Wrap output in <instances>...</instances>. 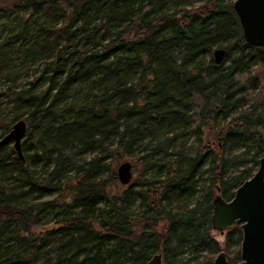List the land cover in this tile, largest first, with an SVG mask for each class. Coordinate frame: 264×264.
<instances>
[{"label":"trees","instance_id":"trees-1","mask_svg":"<svg viewBox=\"0 0 264 264\" xmlns=\"http://www.w3.org/2000/svg\"><path fill=\"white\" fill-rule=\"evenodd\" d=\"M232 2L0 5V139L27 124L23 161L0 146V264L240 260L239 226L221 249L210 217L264 152V46L244 41ZM124 156L143 172L114 192Z\"/></svg>","mask_w":264,"mask_h":264},{"label":"water","instance_id":"water-1","mask_svg":"<svg viewBox=\"0 0 264 264\" xmlns=\"http://www.w3.org/2000/svg\"><path fill=\"white\" fill-rule=\"evenodd\" d=\"M232 8L240 24L242 38L256 47L264 46V0H233ZM225 50L217 48L213 59L219 64ZM27 124L24 119L16 120L10 130L0 139V146L10 143L18 158L23 161L22 139ZM116 177L127 185L132 178V165L128 161L116 168ZM210 217L211 228L223 234L234 226L241 230L240 260L236 264H264V152L251 177L242 182L233 196L226 200L217 194L213 200ZM146 264H165L161 253L153 254ZM212 264H229L226 253L220 250Z\"/></svg>","mask_w":264,"mask_h":264},{"label":"rangeland","instance_id":"rangeland-1","mask_svg":"<svg viewBox=\"0 0 264 264\" xmlns=\"http://www.w3.org/2000/svg\"><path fill=\"white\" fill-rule=\"evenodd\" d=\"M13 0H0V5L2 6H5L7 7ZM200 5V2H197L195 6H198ZM14 72H16V74L18 75V80L19 83H23L24 81H26L28 78L31 79L33 77H31L32 75H34V70H33V66H28V67H24L22 69H14ZM5 81L0 78V88H4L5 87ZM24 119V118H22ZM11 128V126H10ZM206 133V139L205 140H211V139H214L215 138V135H214V131L213 130H208L206 129L205 131ZM213 141V140H211ZM23 142V140H22ZM238 153V152H237ZM140 154V153H139ZM138 157H134V158H128V157H122L119 161H114V164H115V171H116V168L117 166L124 162V161H128L131 163L132 165V178H131V181L127 184V185H124V184H121L118 180V178L116 177V180L115 182L112 183V190L114 192H120L122 191L123 189L127 188L129 185H131L133 182H135L139 176L142 174L143 172V166L142 164H140V162L137 161ZM52 226V223H50L49 225H47L46 227H51ZM44 228V226L42 227H37L36 230H42ZM228 230H226L223 234H220L219 231L217 230H214L212 229L211 230V234L212 236L215 238V240H217V242H219L220 244V248L223 249L224 247V241H225V234ZM240 249V244H234L232 250H239ZM206 260L205 258V253L198 258L197 261H195V263H198V264H206L204 263V261Z\"/></svg>","mask_w":264,"mask_h":264}]
</instances>
